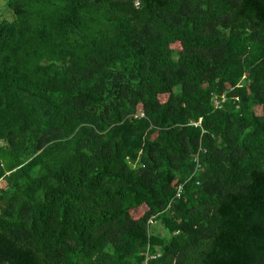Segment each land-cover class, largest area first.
Masks as SVG:
<instances>
[{"label": "trees", "instance_id": "trees-1", "mask_svg": "<svg viewBox=\"0 0 264 264\" xmlns=\"http://www.w3.org/2000/svg\"><path fill=\"white\" fill-rule=\"evenodd\" d=\"M2 1L0 264H264V0Z\"/></svg>", "mask_w": 264, "mask_h": 264}, {"label": "built area", "instance_id": "built-area-1", "mask_svg": "<svg viewBox=\"0 0 264 264\" xmlns=\"http://www.w3.org/2000/svg\"><path fill=\"white\" fill-rule=\"evenodd\" d=\"M222 101L224 102L225 101V98L223 97L222 98ZM220 105V103L218 102V100H216L215 101V106H219ZM220 107V106H219ZM201 125V120L198 122V123H196L195 124V126L196 127H198V126H200ZM204 133V132H203ZM203 150L202 149H200L199 151H198V153L196 154V156H195V162L197 163V165H198V168L200 167V158H199V155H200V152H202ZM193 177V176H192ZM186 184V183H185ZM183 189H184V184H181V185H179V187H178V189H177V192H176V195H175V197H176V199H180L181 198V196H182V193H183ZM155 223V219L153 218L152 220H150V222H149V224L150 225H153Z\"/></svg>", "mask_w": 264, "mask_h": 264}, {"label": "rangeland", "instance_id": "rangeland-1", "mask_svg": "<svg viewBox=\"0 0 264 264\" xmlns=\"http://www.w3.org/2000/svg\"><path fill=\"white\" fill-rule=\"evenodd\" d=\"M12 17H14L13 13L7 10L5 3L2 0H0V20H4V19L12 20ZM157 228L159 227L157 226Z\"/></svg>", "mask_w": 264, "mask_h": 264}]
</instances>
